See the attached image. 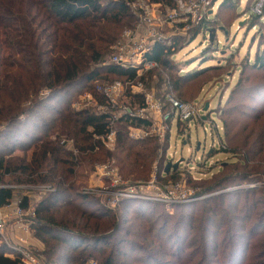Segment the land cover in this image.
I'll use <instances>...</instances> for the list:
<instances>
[{
    "label": "trees",
    "instance_id": "1",
    "mask_svg": "<svg viewBox=\"0 0 264 264\" xmlns=\"http://www.w3.org/2000/svg\"><path fill=\"white\" fill-rule=\"evenodd\" d=\"M137 1L0 0V186L5 187L0 189V209L12 205L17 195L7 187H51L52 192L45 194L35 206H30L27 195L22 196L20 204L23 210L36 208L37 219L31 225V232L44 246L42 252L47 264H193L201 253L203 258L196 264H209V256L202 248H195L184 260L196 238L187 244L188 239L181 242V236L175 235L176 227L172 233L168 232L167 215L160 227L158 221L163 216L156 217L160 204L144 207L140 201H123L112 213L104 208L101 199L84 194L88 173L94 171L98 163L114 162L125 180L147 182L158 161V142L130 140L125 121L116 125L115 148L108 151L94 138L109 132L108 117L99 116L95 109L76 111L73 108V103L85 93L94 94L102 102L95 91L97 83L109 85L135 80V71L109 62L123 32L134 25L130 5ZM150 1L177 7L174 0ZM238 8L239 0H222L219 6L220 12L227 9L238 12ZM245 14L250 16V25L259 21L251 8ZM215 19L212 16L209 21L205 20L194 39L206 31L210 35L218 32L214 28ZM181 27L184 28V24ZM181 41L182 38H177L170 44L155 46L148 58L156 61L158 68L140 80L147 90L155 89L159 96L176 93L180 91V84L196 78L204 68L212 67L210 62L216 57L214 50L219 47L209 42L200 54L201 61L207 59V63L187 69L182 75L176 59L183 49ZM184 64L187 68L190 62ZM247 64L246 68L264 75V49H258L254 60ZM259 87L254 93L262 97L264 84ZM163 88L166 90L161 91ZM234 101L232 98L229 105ZM242 105L219 112L224 136L221 140L225 146L220 152L238 159L235 171L243 169L244 172L241 176L219 180L210 189L219 188L232 179L264 183V105L251 110V114L244 112ZM42 111L49 114L45 116ZM28 126L35 131L34 136L29 134ZM63 139L73 140L80 152L78 157L61 145ZM179 175L174 172L164 181L177 182ZM262 191L237 189L222 197L241 195L245 205L251 193L259 195ZM135 203L139 204L137 209H134ZM203 203L212 209L214 216L220 211L211 208L209 201ZM187 205L179 208H187ZM261 215L262 220L258 219L249 228L244 240L246 245L241 246L239 242L234 249H227L225 257L221 255L217 263L244 264L251 238L264 228V212ZM180 219L183 217H179L177 223ZM195 222L187 223L191 231ZM225 225L228 230L234 227L233 223ZM157 241L163 246L155 247ZM223 241L220 245L215 242L212 250L218 252L223 248ZM259 244L264 245V236ZM7 252H11L10 249L0 245V264H20L18 258L12 260L5 256ZM160 257L170 260L162 262L158 260ZM249 264H264V254Z\"/></svg>",
    "mask_w": 264,
    "mask_h": 264
},
{
    "label": "rangeland",
    "instance_id": "2",
    "mask_svg": "<svg viewBox=\"0 0 264 264\" xmlns=\"http://www.w3.org/2000/svg\"><path fill=\"white\" fill-rule=\"evenodd\" d=\"M183 1L185 4H189L193 1L200 2L205 9L202 17L195 15L187 17L185 12L179 11L177 7L154 4L151 1H146V6L142 8H144L145 17L148 16L151 19L150 23L155 27L158 34L163 36L165 43L170 44L174 39L182 38L181 44L183 49L176 55L178 64L181 66L180 69L182 71H180V73L182 75L187 69L193 70L198 68L199 65L207 63V59L201 61L200 54L208 47L209 42H211V44H217L219 47V49L214 50L215 53H213V56L216 57L214 61L210 62V66L212 67L204 68L197 73L196 78L194 77L191 81L180 84L178 89L180 91L178 92H181V97L177 91V94L175 92L170 93L177 98L187 101L196 100L195 102L201 105L203 110L208 106L207 112L202 114V118L199 119V121H193L190 123L189 127L185 126V130L179 134V136L183 135L184 139L187 138L186 141H184L182 137L176 138L177 128H174L172 133V150L170 151V153L177 151L178 158L184 159L188 163L192 162L191 158L194 159V157H191L190 153L192 150L197 153V157L204 156L207 161V166H204L203 171L194 175L196 181L184 171L183 175H179L181 177L177 182L183 180V183L186 184L185 188L191 191L190 195H202L205 198L200 201L189 203V205L185 204L188 206L187 208H179L181 205H178V208H176L175 206L160 204V206L157 207L158 213L156 217L163 216L158 221V225L161 227L162 221L164 220L163 218L167 215L169 217L166 226L167 231L172 233L173 228L176 227L178 231L175 235L181 236V242L188 239V244L190 240L194 237L196 238L194 247L186 252L184 260L189 258V254L195 248H202L201 250H206V255L209 256V264H219L217 263L218 258H220L221 255L225 257L228 252L227 249H234L239 242L241 246L246 245L244 240L247 239L249 228L255 224L258 219L262 220L261 214L264 212V183H250L248 181L242 182L232 179V181H228L219 188L210 189V187L214 186L213 184H216L219 180H226L228 176H241L244 172L243 169L235 171L236 168H238L236 167L239 164L238 159H235L233 155L222 153L220 152L221 150H219L220 139L215 131L216 127L223 129L219 112L221 110L225 111L227 108L235 105L243 104L242 110L251 114V110H258L264 105V93L262 92V97L259 93H254V90L257 92L260 90V84H264V75L253 72L245 66L248 65L247 63L254 60L258 49H264V0H239L238 12L231 11L230 9L220 12L219 6L222 0ZM248 8H251L253 12L258 15L259 21H257L255 25L249 24L250 16L245 14ZM174 12L178 13L177 22L170 23L167 21V18L169 14ZM212 16L216 17V27L214 28H216L218 32H214L210 35L209 31H206L194 39L197 32H199L198 28L201 27L200 25H202L205 20L209 21ZM138 20L140 21V15L139 18L135 17L133 26L139 23ZM189 22L191 23L189 24ZM182 24H184V28L181 27ZM226 57L228 58L227 61L225 60ZM185 62H190L187 68L185 67ZM242 67H245L243 71ZM174 75H177L176 72H174ZM241 80L242 82L240 84L239 82ZM256 86L259 87L257 90L255 89ZM164 90H166V88H163L161 91ZM169 90L172 89L169 88ZM148 91L157 93L155 89H149ZM232 98H234L236 102L234 101V103L229 105ZM80 104V98L73 103L76 107H79ZM41 114L47 116L49 113L42 111ZM204 118L208 120L206 121ZM27 130L29 134L33 136L36 134L29 126ZM221 138L224 139L223 132L221 133ZM22 140L28 142L24 137H22ZM186 142L188 143L187 145ZM198 144H201L199 151L197 148ZM213 147L216 150L213 149ZM183 167L184 166H182V168ZM88 175V186L91 184H101L98 179H95L93 170L88 173ZM237 189H261L263 193L259 195L251 193L245 205H243L245 199L241 197V195L233 194L225 196L224 198L222 197L225 194L237 191ZM13 190L17 194L15 201L27 195L30 200V206H35L45 196L42 190L33 186L26 187V189ZM107 200L108 199H105L104 202L106 203ZM203 201H209L213 209H220L218 214L214 216L211 213L212 209L206 207ZM142 203L144 207H147L145 204H154L150 202ZM135 204L136 207L134 209H137L139 204ZM240 206H243L242 212L239 210V208H241ZM248 210H250V212ZM179 217H183V219H180L179 223H177ZM193 220H196V222L193 231H191L187 223H193ZM7 222L9 223L7 235H9L11 239L21 237L22 234L16 228L17 220H15V216H8ZM231 223H233L234 227L228 230L229 227L225 224L230 226ZM189 235L191 237H189ZM235 236L236 238L234 239L233 237ZM263 236L264 228L259 229L251 238L244 264H249L253 259L263 256L264 245L259 244ZM27 239L32 249L42 252L44 246L35 238L34 232H31L30 236L27 235ZM223 240H225V242ZM222 241L225 243L223 244L224 247L220 248L218 252H214L212 247L215 242L220 245ZM160 246H163L162 243L157 241L155 247L158 248ZM202 258L203 256L201 253L194 260L193 264L198 263ZM158 260L163 262L170 260V258L160 257Z\"/></svg>",
    "mask_w": 264,
    "mask_h": 264
},
{
    "label": "built area",
    "instance_id": "3",
    "mask_svg": "<svg viewBox=\"0 0 264 264\" xmlns=\"http://www.w3.org/2000/svg\"><path fill=\"white\" fill-rule=\"evenodd\" d=\"M146 1L150 2L149 0H138L130 5L132 15L136 18H139L140 15V21L138 20L137 25L123 32L122 39L116 45L114 56L109 62V64L124 70L135 71V80L115 82L109 85L97 83L95 91L102 97V102L94 94L85 93L80 97V106L73 105L76 111L95 109L99 116L105 115L108 117L110 122L109 132L103 137L97 135L94 137L108 151H113L115 148L117 140L116 125L121 121L128 123L127 130L130 140L145 141L154 139L160 146L158 161L153 165L151 178L147 182L125 180L114 162L95 165L93 175L101 184L89 185L84 189V194L102 199L101 202L104 208L112 213L118 210L123 201L178 206L205 198L202 195H190L191 191L185 188L186 184L183 183V180L179 182L168 181L169 184L164 181L166 177L174 173L172 170L169 174L165 173L167 165L184 160L178 158L177 151L170 153L174 128H177L176 138L182 137L184 139V136H179V134L185 130V126L189 127L193 121H199L205 110L197 102H183L170 93L159 96L154 91H148L145 85L140 82L147 73L158 68V63L148 57L153 53L156 45L165 43L163 36H160L150 23L151 19L148 16L145 17L144 8L142 7L146 6ZM174 1L177 9L185 12L187 17L192 15L202 17L205 12L204 6L200 2L193 1L185 4L183 0ZM177 16V12L171 13L167 21L175 23L178 19ZM139 97L141 98L138 99ZM215 131L220 139L219 150H224L225 146L221 140L223 129L216 127ZM186 140L187 138L184 139V141ZM61 145L67 147L75 157L80 155L73 140L63 139ZM213 149L215 148L213 147ZM190 153L191 157H194V159L191 158L193 163L184 160L176 172L183 175L186 171L196 181L194 175L203 171L204 166H207V161L204 156L197 157L194 150ZM182 166L184 167L182 168ZM3 188L5 187L0 186V189ZM7 188L26 189V187ZM37 189L42 190L45 194L52 192L51 187L48 186H40ZM105 199H108L106 203L104 202ZM21 202L22 199L18 198L17 201H14L12 205L5 209L13 210V215L17 220L16 227L22 236L11 239L7 235L8 216L2 214L4 209H0V245L8 247L11 251L7 252L5 256L12 260L18 258L20 264H47L43 252L32 249L27 239V235H31V225L37 219L36 208L30 207L23 210L20 207ZM92 264L97 263L93 262Z\"/></svg>",
    "mask_w": 264,
    "mask_h": 264
},
{
    "label": "water",
    "instance_id": "4",
    "mask_svg": "<svg viewBox=\"0 0 264 264\" xmlns=\"http://www.w3.org/2000/svg\"><path fill=\"white\" fill-rule=\"evenodd\" d=\"M207 110H208V106H206V108H205V112H207ZM204 120H206V118H205ZM200 147H201V144H198V146H197L198 151L200 150ZM183 161H184V160H181L180 162H177L176 164H171V163H169V164L167 165L166 169H165V173H166V174H169V173L171 172V170H172L173 172H176V171L179 169L180 164L183 163Z\"/></svg>",
    "mask_w": 264,
    "mask_h": 264
},
{
    "label": "crops",
    "instance_id": "5",
    "mask_svg": "<svg viewBox=\"0 0 264 264\" xmlns=\"http://www.w3.org/2000/svg\"><path fill=\"white\" fill-rule=\"evenodd\" d=\"M10 213V214H9ZM2 214H6V215H8V216H10V217H13V210L12 209H4L3 211H2ZM16 220V219H15ZM17 228V227H16ZM16 228H14V229H16ZM18 229V228H17Z\"/></svg>",
    "mask_w": 264,
    "mask_h": 264
}]
</instances>
